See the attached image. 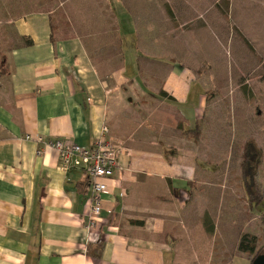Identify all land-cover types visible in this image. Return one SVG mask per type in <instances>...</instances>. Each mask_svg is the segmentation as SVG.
I'll return each instance as SVG.
<instances>
[{
	"label": "crops",
	"instance_id": "0c3cea01",
	"mask_svg": "<svg viewBox=\"0 0 264 264\" xmlns=\"http://www.w3.org/2000/svg\"><path fill=\"white\" fill-rule=\"evenodd\" d=\"M39 1L0 0L1 8L38 9L9 19L11 37L18 43L9 47L11 40L5 38L9 43L0 45V63L10 69L0 76V264H184L174 256L167 260L172 244L158 236H164L165 228L169 236L164 220L175 201L190 215V196L201 195L202 169L182 157L183 162L177 160L181 173L170 176L172 159L162 156V141L155 142L154 126L144 125L142 117L153 113L150 105L159 100L182 123L196 122L205 104L197 78L186 67L155 54L145 56L135 43L131 50L136 54L118 46L106 50L103 42L110 44L112 33L114 40L120 38L102 11L113 3L75 0L74 8L84 17L74 23V35L54 32L52 38L50 12L42 11ZM104 18L109 29L102 28ZM92 22L98 23L97 32H91ZM21 37L32 44L22 45ZM116 50L121 55L117 64ZM131 123L138 125L132 129ZM103 125L108 140L122 144L121 168L114 172L112 191L102 195L96 228L87 232L82 218L86 174L60 170L57 151L34 139L39 135L90 146ZM26 134L33 139L26 140ZM156 185L169 196L158 200L155 192L145 197ZM144 210L150 216L146 220L139 217ZM178 245L182 247L178 242L174 249Z\"/></svg>",
	"mask_w": 264,
	"mask_h": 264
},
{
	"label": "rangeland",
	"instance_id": "374dc122",
	"mask_svg": "<svg viewBox=\"0 0 264 264\" xmlns=\"http://www.w3.org/2000/svg\"><path fill=\"white\" fill-rule=\"evenodd\" d=\"M100 1L114 4L102 11L111 18V25H116L120 37L114 40L112 35L116 33H112L110 44L104 40L106 50L113 46L131 50L135 43V48L147 57L155 54L156 58L190 69L198 80L197 88L205 92L202 114L196 122L182 123V118L159 100V104L150 105L153 113L142 117L144 125L154 126L155 142L162 141V156L166 161L172 159L170 176L181 173L177 160L183 162L182 157L202 169L198 175L203 181L201 195L190 196L189 216L178 201L171 205L164 199L172 210L164 220L170 232L168 236L165 228L160 233L164 236L158 239L172 244L167 260L174 256L184 264H250L251 255L239 246L248 235L256 236L257 248L264 244V202L256 205L249 201L252 195L244 186L240 162L245 142L254 141L260 158L253 179H249L253 187L249 188L252 194L260 193L264 198V0ZM74 3L40 0L36 4L50 12L56 34L69 36L74 35V23L84 17ZM48 5L52 8L42 7ZM35 10L0 7V33L9 19ZM110 23L104 18L102 28L109 29ZM9 24L7 34L1 36V48L9 43L4 42L5 38L11 40L9 47L18 43L11 37ZM98 30V23L92 22L91 32ZM115 53L117 64L121 55L117 50ZM158 113L161 117L157 119ZM135 123L130 128L138 125ZM116 145L122 148V144ZM155 192L160 195L158 200L169 196L156 185L155 191L150 190L145 197ZM147 212L144 210L139 217L150 218L145 216ZM209 225L213 226L212 232L206 231ZM173 242L182 247L174 249Z\"/></svg>",
	"mask_w": 264,
	"mask_h": 264
},
{
	"label": "built area",
	"instance_id": "2783aa9c",
	"mask_svg": "<svg viewBox=\"0 0 264 264\" xmlns=\"http://www.w3.org/2000/svg\"><path fill=\"white\" fill-rule=\"evenodd\" d=\"M107 127L102 126L99 136L90 146H82L71 140L51 138L43 139L35 136V141L41 143L43 147H49L58 153V167L63 172L72 169H79L86 174L89 186L87 198V208L82 215L85 221V229L91 232L96 228L98 217L102 209V195L109 194L113 189L111 183L114 179V172L120 169L118 150L120 147L108 140L106 134ZM26 140L33 139L26 134Z\"/></svg>",
	"mask_w": 264,
	"mask_h": 264
},
{
	"label": "trees",
	"instance_id": "16d2710c",
	"mask_svg": "<svg viewBox=\"0 0 264 264\" xmlns=\"http://www.w3.org/2000/svg\"><path fill=\"white\" fill-rule=\"evenodd\" d=\"M51 23H52V19H51ZM54 32H55V29L52 26L51 27V34H50V36L52 38H54ZM20 40L22 41V45H31L32 44V40L30 38L21 37ZM172 64L176 65L177 67L182 68V66H179L175 62H172ZM9 70L10 69L7 65L0 63V76L8 74ZM160 93H162V95L167 100H170V101L174 100V98L172 96L166 94V92L162 91ZM203 94L205 95V92ZM186 128H188V127H186ZM188 131L189 130H185V132H188ZM259 158H260V150L257 148L255 142L254 141H246L244 144V147H243L242 158H241V162H240V168L242 169L244 186L246 187L247 192L252 195V196H250L251 198L249 201L253 202L256 205L261 203V202H264V198L262 197V195H260V193H257V194L251 193L249 187H253V185L251 184V182H249V179H251V180L253 179L252 176L254 175L255 170L257 168V164L259 163ZM169 180L170 179H168V181ZM171 180H176V179H171ZM82 186L84 187L83 193L88 196L89 195V186H88L87 179L85 180V184L83 183ZM170 187H171V185H170ZM134 223L137 225H142L143 222L142 221H135ZM210 229H211L210 231H212L213 226H211ZM256 242H257V238L255 235H248L247 241L244 243H241L239 246L242 251L247 253V255H251L249 258L250 264L254 260V258H256L259 254L264 252V244L257 248Z\"/></svg>",
	"mask_w": 264,
	"mask_h": 264
},
{
	"label": "water",
	"instance_id": "95a60500",
	"mask_svg": "<svg viewBox=\"0 0 264 264\" xmlns=\"http://www.w3.org/2000/svg\"><path fill=\"white\" fill-rule=\"evenodd\" d=\"M251 264H264V252L254 258Z\"/></svg>",
	"mask_w": 264,
	"mask_h": 264
}]
</instances>
